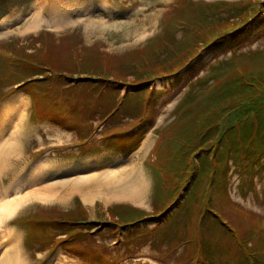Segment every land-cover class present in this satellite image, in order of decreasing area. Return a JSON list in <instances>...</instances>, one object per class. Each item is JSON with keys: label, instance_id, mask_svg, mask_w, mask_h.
<instances>
[{"label": "rangeland", "instance_id": "1", "mask_svg": "<svg viewBox=\"0 0 264 264\" xmlns=\"http://www.w3.org/2000/svg\"><path fill=\"white\" fill-rule=\"evenodd\" d=\"M184 1L0 0V46L7 53L11 48L22 55L23 52L35 50L40 44L42 48L37 49V60L48 62L59 70L73 71L72 77L76 75L74 67L94 53L108 52L117 59L116 62H139L159 45L163 47L162 55L167 56L168 50L169 55L176 54L181 45L188 44L195 37L194 27L187 20L184 22L185 30L177 26L185 18L190 19L187 14L193 10L191 7L186 6L190 10L180 12L178 18L182 19L176 21L168 13L170 8H173L171 12H178L175 6L179 4L184 8ZM202 1L216 3L214 10L218 19L235 20L239 28H235V25L227 29L224 33L231 31L232 35H224L230 37L225 42H210L206 47L207 43L200 42L183 57L180 64L177 61L173 63L176 59L161 62L169 64L171 72L140 87L124 82L111 83L117 88L105 87L103 83L93 84L90 78L85 82L92 84L82 86L80 78L69 79L59 75L16 84L24 76L35 73L32 76L38 77L48 69L39 68L36 71L28 66L13 65L6 57L0 56L3 61L0 62L1 92L8 89L7 97L0 101V137L4 136L0 138V147L3 143L5 148L19 145V150L8 159L1 160L0 155V204H19L13 212L3 213L0 208V264L6 257H9V264H236L238 258L234 252L237 248H230L235 240L237 243L242 241L247 247L259 248L254 261L264 264V229L256 233L255 226L243 217V212L259 214L263 217L260 225H264V147L260 149L258 146L261 138L248 140L252 141L248 143L250 147L239 145L235 140V145L228 147L230 152L224 160L209 156L215 162V169L204 176L205 182L195 187L197 197L188 201L190 183L187 191L183 188L176 193L177 199L172 205L165 204V211L158 219L130 223L121 227L117 235L111 233L113 226L109 224L82 223L85 218L96 217L100 210L106 213L104 219L108 220L105 210L119 206L117 204L132 205L146 212L154 211L155 201L163 199L167 188L180 180L176 174L167 173L169 158L175 154L183 155L182 149L177 150L175 139L186 136L193 139L198 131L197 128L193 132L191 121L194 116L189 114L191 108L183 104L187 93L197 86V78L225 59L232 58L233 64L245 63L251 55L258 58L259 50L264 53V14L262 17H250L249 22L245 23L244 19L231 16L233 12H240L239 1L242 0ZM192 16L195 22L201 21V14L194 13ZM57 18L65 20L62 26L56 24ZM203 19L209 24L211 21L208 20L212 17L203 16ZM151 39L155 45L139 49ZM171 42L178 49L172 50ZM183 53L181 51L175 57ZM97 62L101 64V60ZM132 62L123 65L132 67L135 65ZM135 75L131 73L129 80H133ZM13 84L16 85L10 89ZM145 86L154 88L152 98H147L148 91L141 97H128H135L133 93ZM194 93L195 90L192 91ZM115 97L118 99L116 103ZM147 101L149 107L146 111ZM135 103L141 105L140 113L135 111ZM21 111L23 115L19 119ZM18 119L13 139L8 134L11 122ZM82 120L90 129L91 140L88 143L91 142V146L102 143L100 147L89 151L79 148L77 137ZM112 121L118 123L113 125ZM261 122L260 118H255L253 123L260 126ZM105 124L114 126L118 134H109L107 130L103 132ZM8 137L10 140H6ZM170 148H173V156L166 157L165 153ZM234 149L238 151L234 152ZM253 151L255 154L252 155ZM98 157H102V161L96 163L94 168L93 165L81 169L83 171L64 170L70 164H87ZM200 158L202 155H196L194 160ZM48 162L55 165L43 166ZM100 164L104 166L100 167ZM60 166L61 172L54 170ZM116 167L124 169L123 172L134 168L136 173H119V181L112 183L111 173L107 170ZM89 168L88 171L84 170ZM137 183L140 189L135 187ZM55 185L49 200L33 198L42 190L44 194L49 193L46 187ZM136 189H139L140 197L129 200L128 196ZM208 193L214 210L222 214L224 220L236 230L238 239L235 237L234 240L224 233L220 235L221 225L217 222L211 228L205 225L203 231L201 220L207 207L204 206V198ZM84 197H89V200L85 201ZM76 198H79L78 202ZM184 201L187 202L186 210L177 213ZM47 211L75 220L68 225L72 233L82 231L84 234L80 243L87 246L86 253L77 254L75 244L68 249L63 244L48 256L44 251L48 249V244L43 238H39L40 242L32 240L28 247L25 239L35 229L31 231L29 224L22 225L17 220L34 212L45 215ZM63 225L67 224H55L50 242L64 238L65 230L59 229ZM86 227L90 229L84 233ZM205 241H208L212 251H206ZM88 259L90 262H87Z\"/></svg>", "mask_w": 264, "mask_h": 264}, {"label": "trees", "instance_id": "2", "mask_svg": "<svg viewBox=\"0 0 264 264\" xmlns=\"http://www.w3.org/2000/svg\"><path fill=\"white\" fill-rule=\"evenodd\" d=\"M259 3V4H258ZM261 3V5H260ZM176 4V3H175ZM175 4L172 5V7L175 6ZM185 7H180L179 5H176L175 8H178V12L173 13L171 12V9H169V14L174 18V21L182 19L178 18L180 12L185 13L190 10L188 7H191V9L188 12L187 15L190 16V19H184L180 25H177L180 30H185L186 26L184 25L185 20H187L191 26L194 27V33L195 37L192 41L188 42L186 45H181L182 47L179 48L178 52L176 54H168L170 53L168 50L167 56L166 54L162 55L161 47L158 45L152 53L147 57L144 58L142 61H133L129 60L134 66L129 65H123V63L129 62V61H122L116 62L117 59H114L110 55H108V52H100V53H94L95 55L87 56L84 60L81 61V64L76 65L74 68H76V75L75 77H72L73 71H66V70H59L58 68L52 66V64L43 63L42 61H38V53L37 49L41 47L40 44L37 45L36 49L33 51H30L27 53L23 52L22 55H18L17 52L12 50L11 48H8L9 53H7L3 47L0 46V56L6 57L9 62H12L13 65H24L30 67L32 70L38 71L40 69L47 68L48 72L43 73L40 75L41 77H36V80H43L45 78H55L56 76H67L69 79L76 78L81 79L82 83L81 85L84 86L86 84H92L91 82H85L88 78L93 80V84H102L107 86H112L111 83H122L126 85L136 86L140 87L143 84H146L150 82L153 79L159 78L164 74H167L171 72L172 69H170L169 64H163L161 62L168 63L171 59L173 60V63L177 61L178 64L182 63L183 57L190 52L192 49H195L200 42L207 43L208 45L210 42L214 41H221L225 42L229 40V36H224L226 34H230L231 31L226 32L227 29L234 28L236 24L235 20L228 21L223 19H218V14L216 13V10H214V6L217 5L216 3H206L202 0L192 2L191 0H185L184 1ZM186 6H188L186 8ZM198 7V8H194ZM238 8V7H237ZM203 9V10H202ZM239 9L240 12H233L231 16L235 18L244 19L245 23L249 22L250 17L257 16L262 17V14H264V0H242L239 1ZM202 10V11H201ZM219 10V9H218ZM197 13V15H202L200 20L203 21V16H211L212 19L208 20L211 21V23L207 22H201L197 21L195 22L194 17L192 14ZM228 13V12H227ZM251 13V16H249ZM233 22V23H232ZM232 24V25H231ZM235 28H239V26L236 25ZM190 32L191 30H187ZM193 33V34H194ZM232 35V33L230 34ZM153 39L146 42V44L139 49L143 48H149L155 45L152 43ZM179 42H181L179 40ZM175 43L171 42V48L172 50L178 49ZM168 47V45H167ZM167 47H165L167 49ZM42 48V47H41ZM170 48V49H171ZM184 51L183 55H180L178 57H175L179 52ZM256 52V51H255ZM257 53H259L258 58L255 57H248V60L245 63H237L233 64L232 58L225 59V61L221 63H217V65L213 66L212 69H209V71L200 76L197 81V86L195 83V93L192 94V91L187 93V96L185 97V100L183 101V104H187L189 108H191V111H189V114H192L194 118L192 119L191 123L193 128V132L198 128V131L193 135V139H189L190 137L186 136L184 138H177L175 139L177 141V150L182 149L183 155L175 154V156L172 155L173 148H170L166 151V157L169 158V161L167 162V173L176 174L180 180H176L174 183L171 184L170 187L166 190V196L163 199H157L155 201V209L154 211L146 212L142 209L135 208L132 205L128 204H117L119 206H111L108 207L107 210H105L109 216V219H104V216L106 213H103V210H100V213L97 214L96 217L93 218H85L82 220L83 225H97L101 223L109 224L108 226H113L111 228V233L113 235H117L116 231L123 228V226L132 224L133 222L137 221H147L152 220L155 218H159L161 214L165 211V204L172 205V203L177 199L176 193L182 190L183 188L188 190V186L191 183V186L189 187V190L187 192L188 195V201L194 199L197 197V194L195 193V187L198 186V184H202L205 182V177L208 176L209 172L212 169H215V162H212L209 159V156H212L213 158H221L225 159L226 154H229L228 147L231 148L233 145H235V140L237 144L239 145H245L247 147H250V139L252 137L261 138L260 141L256 139V141H259V148L262 149L264 147V53H262V50H259ZM14 56V58H13ZM88 58V59H86ZM179 59V60H178ZM97 60H101V64L98 65L99 62ZM0 62H3L0 60ZM240 64V65H238ZM12 65V66H13ZM177 66H175L176 68ZM136 69V70H135ZM170 69V70H167ZM50 71V73H49ZM118 72V74L116 73ZM128 71L127 73H124ZM233 71V74L231 75ZM134 73L135 78L133 80H129L128 76ZM33 74L32 73L28 76H24L20 80H29ZM118 76V78H117ZM136 76H138L136 78ZM34 79V78H33ZM29 80V81H33ZM34 79V80H35ZM196 79V80H197ZM19 81V80H18ZM16 81V82H18ZM225 82V85H223ZM78 83V82H77ZM72 84V83H70ZM77 85V84H75ZM74 85V86H75ZM102 86V85H101ZM100 86V87H101ZM69 87V85H67ZM103 87V86H102ZM114 88H117L116 85ZM116 93V90L113 89ZM147 92L148 99L152 96V93L155 91L153 87L145 86L141 89H137L136 93H133L132 97L129 95L128 97L131 99H134L138 96H143ZM123 95V94H121ZM124 95H127L124 94ZM2 96V92L1 95ZM116 98V100H115ZM113 98L114 102L116 103L118 101L117 97ZM152 98V97H151ZM76 99V98H75ZM77 100V99H76ZM131 102L133 100H130ZM114 103V104H115ZM190 104V105H189ZM128 105V104H126ZM125 105V106H126ZM124 106V107H125ZM149 107V102L147 101L145 110L147 111ZM135 111L141 110V105L135 103ZM150 110V109H149ZM190 110V109H189ZM129 111V109H128ZM134 111V112H135ZM138 113V114H139ZM257 118L262 121L261 125L254 126V119ZM82 125L84 127H81L78 129L79 136L85 137L86 136V129L87 124L84 120L81 121ZM118 121H112V124H117ZM106 126L102 130L103 132H106V130L110 133H115L114 126H111L109 124H105ZM110 126L109 129H107ZM90 130V129H89ZM112 133V134H113ZM112 139V137L110 138ZM197 140L194 145V140ZM92 141H95L93 139ZM82 142L81 147L84 151H89L90 149H94L95 147H100L102 143H96L95 145L91 146V142ZM113 142V141H110ZM106 143H103V145ZM108 145V144H107ZM197 147V148H196ZM196 148V151L194 150ZM227 150V151H226ZM238 151V149L233 150ZM264 151V150H263ZM237 154V153H236ZM255 154L254 151L252 152V155ZM261 154V153H259ZM201 156L198 161H195V156ZM237 161L238 159V154ZM214 173V170H213ZM211 190V188H210ZM212 192V190L210 191ZM209 196V197H208ZM79 198H76V201L78 202ZM205 205L207 206L204 209L202 220H201V226L202 229L211 228L212 225L216 224V222L221 225L220 228L222 230V233L220 235L228 234L232 239L235 240L236 237V230L229 225L223 218L222 214H220L218 211L214 210L213 203L210 197V194L205 196ZM186 203L184 201L182 208L177 210V213L181 210H186ZM78 206V205H77ZM101 207V206H100ZM240 207V206H235ZM161 208L162 210L158 209ZM182 212V211H181ZM180 212V213H181ZM34 214H30L27 217H25L22 220H17L18 222H26L29 224L30 227L35 229V231L42 232V229H45L44 235L41 236L44 241H48L50 238L53 237V233L51 230L55 228L56 223H63L67 225H63L59 228L61 230H65L63 235L64 238H57L54 239V242H65L67 245H81L84 248H87L86 245H82L80 243V240L84 239V234L82 231H79L77 233H72V228H70V225H72V222L75 220L72 218H64L62 215H57L54 213H51V211H47V214L41 215L37 212H34ZM243 217L248 220L249 223L253 224L255 226V232L257 233L258 230L263 229V227L260 225L261 219L263 217L259 214H249L246 212H243ZM146 214V216H144ZM213 215V217L211 216ZM173 219V218H172ZM171 219V220H172ZM170 220V221H171ZM82 223L80 225H82ZM170 223V222H168ZM261 226V227H259ZM122 227V228H121ZM70 229V230H69ZM90 228L86 227L84 233H87ZM200 229V231H202ZM96 230H98L96 228ZM164 230V229H163ZM162 230V231H163ZM157 231V229L155 230ZM161 231V232H162ZM204 231V229H203ZM93 233V232H89ZM161 236V233L160 235ZM237 238V237H236ZM238 239V238H237ZM240 241V240H239ZM237 243L235 240L234 244L230 246V248H237L235 250V256H237L238 260L236 264H256L254 261V255L257 253L259 248L253 249V247H247L245 244H243L242 241ZM206 242V251L211 250L210 244L208 241ZM77 248V247H76ZM85 250V249H82ZM248 253V255L246 254Z\"/></svg>", "mask_w": 264, "mask_h": 264}, {"label": "bare ground", "instance_id": "3", "mask_svg": "<svg viewBox=\"0 0 264 264\" xmlns=\"http://www.w3.org/2000/svg\"><path fill=\"white\" fill-rule=\"evenodd\" d=\"M59 17H61L60 15H58ZM58 17V18H59ZM57 18V20H56V24L58 25V26H62L63 24H64V22H65V20L64 19H58ZM55 23V22H54ZM57 27V26H56ZM115 87V86H114ZM22 115H23V111H21V113L18 115V117H19V119H21V117H22ZM19 119H18V121L17 122H11V134H10V132H9V137L10 138H13L14 137V135H15V132H17L16 131V129L18 128V124H19ZM6 126V125H5ZM1 137H4L3 135L1 136ZM0 137V138H1ZM8 137V138H9ZM10 138L9 139H6V140H10ZM14 139V138H13ZM5 142V141H4ZM4 143H3V146H1L0 147V155H1V160H6V159H8V157H10L11 155H12V153H16L19 149H18V147H19V145L18 144H15V145H13L11 148H5L4 147ZM102 161V157H98V158H96L95 160H93V162H89V163H73V164H70V165H68L67 167H64V170L66 171V170H74V171H83V170H81V169H83V168H87V167H91V166H93V168L94 167H96L95 166V164L96 163H98L99 164V162H101ZM110 163H112V162H110ZM53 165H55L54 163H51V162H48V163H45V164H43V166H53ZM102 166H104V165H101L100 164V167H102ZM91 168H89V169H84V170H86V171H88V170H90ZM54 170H56V171H60L61 172V166L58 168V169H54ZM123 171H124V169H122ZM121 169H119V167H116V168H114V169H112V170H107V171H109V173H111L110 175H111V181H112V183H116V182H118L119 181V178H120V176H119V173H136L135 171H134V168H131V169H129V170H127V171H125V172H123ZM103 173H107L106 171H103ZM107 176V175H106ZM109 176V175H108ZM73 183H75V182H73ZM104 184H106L105 182H104ZM107 185V184H106ZM57 185H55V186H50V187H46V189H48L49 190V193H47V194H44L45 193V191L44 190H42L40 193H36L35 195H34V197L33 198H35V199H39V200H49L50 199V196L52 195V193L54 192V188L56 187ZM127 186V185H126ZM135 187H139L138 186V183H137V185H135ZM139 189H140V187H139ZM139 189H136V190H133L132 191V193L130 194V196H128L129 197V200H134V199H136V198H138V197H140V192H139ZM104 195H106V194H104ZM107 197V196H106ZM84 200L85 201H88L89 200V197H84ZM5 202H3L2 204H0V208L2 209V212L3 213H6V212H8V211H11V212H13L18 206H19V204H16L15 202L14 203H12V202H7V203H5ZM10 212V213H11ZM10 213H8V214H10ZM8 214H6V215H8ZM28 229L29 230H31V231H34V229L32 228V227H30V226H28ZM2 264H9V257H6L5 259H4V261L2 262Z\"/></svg>", "mask_w": 264, "mask_h": 264}]
</instances>
